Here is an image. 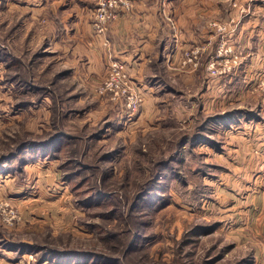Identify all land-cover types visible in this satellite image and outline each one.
Here are the masks:
<instances>
[{
	"label": "rangeland",
	"instance_id": "rangeland-1",
	"mask_svg": "<svg viewBox=\"0 0 264 264\" xmlns=\"http://www.w3.org/2000/svg\"><path fill=\"white\" fill-rule=\"evenodd\" d=\"M6 6L0 0V156L22 142L52 140L0 165V184L18 191L0 195L4 262L84 264L68 261L63 252L73 250L101 255L86 264H257L253 245L230 231L233 218L218 216L219 201L230 205L241 188L225 186L233 169L229 141L236 138L219 127L248 107L201 109L198 85L183 91L180 80L178 91L157 90L155 104L144 107L135 81L142 101L134 111L123 98L99 92L114 58L94 90L69 68L58 71L53 46L44 44L42 14ZM222 45L230 48L226 38ZM189 52L182 63L196 67L199 56ZM231 58L220 73L209 70L210 83L230 70ZM261 74L246 100L263 118ZM187 98L190 106H182ZM217 114L229 117L210 124ZM143 186L149 194L132 206ZM202 225L210 227L191 233ZM9 242L42 247L12 249Z\"/></svg>",
	"mask_w": 264,
	"mask_h": 264
},
{
	"label": "crops",
	"instance_id": "crops-1",
	"mask_svg": "<svg viewBox=\"0 0 264 264\" xmlns=\"http://www.w3.org/2000/svg\"><path fill=\"white\" fill-rule=\"evenodd\" d=\"M94 5L95 0H7L6 7L42 14L48 29L44 44L53 46L58 71L69 68L94 90L110 60L117 58L127 63L140 84L144 107L155 104L157 90H176L180 80L183 91L189 83L198 85L191 87L198 89L201 109L223 104L249 108L246 96L264 70V0H133L132 9L110 22L103 34L92 22ZM224 38L239 62L210 83L207 66ZM187 50H198L196 67L182 63ZM186 100L182 106H190ZM248 108L238 111L228 126H218L236 138L229 141L233 169L225 186L241 187L232 191L230 205L219 201L218 216L233 218L230 231L246 238L256 263L264 264V105L263 118ZM16 192L11 184H0V195ZM7 250L1 248L0 264H7L1 257Z\"/></svg>",
	"mask_w": 264,
	"mask_h": 264
},
{
	"label": "built area",
	"instance_id": "built-area-1",
	"mask_svg": "<svg viewBox=\"0 0 264 264\" xmlns=\"http://www.w3.org/2000/svg\"><path fill=\"white\" fill-rule=\"evenodd\" d=\"M133 0H95V5L92 8L91 18L95 30L98 33H105L108 29L109 23L116 19L121 13L130 11L132 9ZM230 48L221 46L218 49L217 55L213 58L209 64L208 69L211 73H220L221 69L219 65L226 61L223 56L225 52L230 51ZM186 55H190L189 50L185 51ZM195 58L197 57L198 50H192V54ZM238 54H233L231 60L233 61L229 69L232 68V64L238 63ZM109 74L106 79L101 83L99 92L106 93L111 92L114 97H120L127 102L129 107L133 110H137L139 107L142 97L140 92L136 88L135 79H133L126 62L119 59H112L109 65ZM259 89L264 91V70L260 75L258 82Z\"/></svg>",
	"mask_w": 264,
	"mask_h": 264
},
{
	"label": "trees",
	"instance_id": "trees-1",
	"mask_svg": "<svg viewBox=\"0 0 264 264\" xmlns=\"http://www.w3.org/2000/svg\"><path fill=\"white\" fill-rule=\"evenodd\" d=\"M235 113V112H234ZM226 117H229V116H224V115H222V114H220V115H218L217 114V116L216 115H214V116H211L210 118H209V120H208V122L210 121V122H212V123H210V124H213V123H216L217 121H220V122H222V120L224 121V120H226ZM211 127V126H210ZM203 138H205V137H203ZM52 140V139H51ZM51 140H34V141H32V142H22V143H20L18 146H17V148H15L14 149V151H12V152H10L9 154H4V155H2V156H0V165L2 164V163H4V161L5 160H7L8 158H12V157H14V156H16V155H18L19 153H21V150L22 149H24V147H27V146H29V145H31L30 147H32V148H37V147H43V146H45V145H48V143H49V141H51ZM166 163V162H165ZM159 173L160 172H158L156 175H155V178H153L152 179V181L154 180V179H156L157 178V176L159 175ZM151 181V182H152ZM150 182V183H151ZM149 194V190H148V188H147V186H143L142 187V189L140 190V191H138L137 193H136V195H135V197H134V199H133V201H132V206H135V205H137V204H139L140 203V201H141V199L146 195V194ZM209 227L210 226H206V225H202V226H195L194 228H193V230H192V232H191V230H190V232L191 233H195V232H198L199 230H202V229H209ZM190 239H189V237H187V240L186 241H189ZM9 244H11L12 246H16V247H11L12 249H17V248H21L22 246H27V244L29 245V246H32V247H38L39 249H41L40 247H42V246H37V245H34V244H30V243H25V242H23V243H19V244H13V243H10L9 242ZM7 245V246H10V245ZM130 248H133L134 247V242H132L131 244H130V246H129ZM65 255H66V257H67V259H69L68 261L70 262V260L72 261V262H75V261H81V263H84V264H86V261H87V259H95L96 257L95 256H97V255H100V254H92V253H90V252H76V251H73V250H68V251H65V252H63ZM101 256V255H100ZM82 261H85V262H82ZM95 262H97L98 260H94ZM68 263V262H67Z\"/></svg>",
	"mask_w": 264,
	"mask_h": 264
}]
</instances>
